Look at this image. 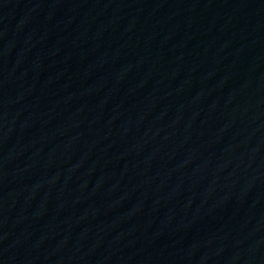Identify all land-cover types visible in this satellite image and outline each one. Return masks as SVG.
Returning a JSON list of instances; mask_svg holds the SVG:
<instances>
[{"label": "water", "instance_id": "95a60500", "mask_svg": "<svg viewBox=\"0 0 264 264\" xmlns=\"http://www.w3.org/2000/svg\"><path fill=\"white\" fill-rule=\"evenodd\" d=\"M0 264H264V0H0Z\"/></svg>", "mask_w": 264, "mask_h": 264}]
</instances>
